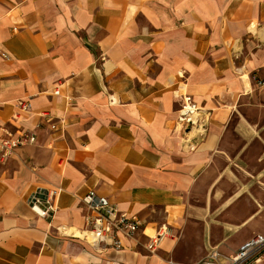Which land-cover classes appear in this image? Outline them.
Returning <instances> with one entry per match:
<instances>
[{"label":"crops","instance_id":"1","mask_svg":"<svg viewBox=\"0 0 264 264\" xmlns=\"http://www.w3.org/2000/svg\"><path fill=\"white\" fill-rule=\"evenodd\" d=\"M186 97L210 116L203 134L178 124ZM22 134L35 142L0 157V264L233 255L264 236V206L239 199L247 188L219 210L196 198L221 159L235 162L231 136L264 148V0H0V142ZM37 189L61 190L51 220L27 204ZM90 196L136 215V240L79 239Z\"/></svg>","mask_w":264,"mask_h":264},{"label":"built area","instance_id":"2","mask_svg":"<svg viewBox=\"0 0 264 264\" xmlns=\"http://www.w3.org/2000/svg\"><path fill=\"white\" fill-rule=\"evenodd\" d=\"M54 94L59 95V91L56 90ZM18 107L20 112L30 111L28 102L19 101ZM209 119L210 116L205 115L201 107L190 97H186L178 111L177 121L186 131L197 129L203 131ZM51 129L56 131L58 127L54 124ZM34 142L35 136L32 134L10 136L2 140L0 142L1 160H7L17 149ZM60 193V189H37L28 197L27 204L37 210L41 218L51 220L56 211L55 201ZM85 205L88 212L86 217L88 228L79 232L77 235L79 239L99 249L114 250H122L125 241L136 240L143 225L136 215L121 214L116 207L103 200L97 201L92 196L88 197ZM167 233V229L160 228L144 248L154 253ZM262 254H264V236L257 235L230 256L222 254L218 249H212L199 264H259L262 261Z\"/></svg>","mask_w":264,"mask_h":264},{"label":"rangeland","instance_id":"3","mask_svg":"<svg viewBox=\"0 0 264 264\" xmlns=\"http://www.w3.org/2000/svg\"><path fill=\"white\" fill-rule=\"evenodd\" d=\"M196 131L203 134L206 128L203 131L200 129ZM230 138L231 141L226 146L231 153L230 156L235 158V162H232L229 168L230 163L221 159L216 164L212 176L200 187V193L196 200L203 204L207 203V199H211V208L219 210L221 205L230 202L229 199L234 193H239V188H247L251 190V193L245 190L244 195L239 196V199L248 203L247 199L254 202L253 197H255L258 199L259 205L264 206V190H262L264 179L256 180L253 178L256 174L264 172V161L258 160L264 155V148L257 142L243 148L237 138L232 136ZM212 192H214V196ZM254 203L257 205L256 201ZM148 233L151 234L152 232L149 231Z\"/></svg>","mask_w":264,"mask_h":264},{"label":"bare ground","instance_id":"4","mask_svg":"<svg viewBox=\"0 0 264 264\" xmlns=\"http://www.w3.org/2000/svg\"><path fill=\"white\" fill-rule=\"evenodd\" d=\"M78 234H79L78 232L75 233V235H78Z\"/></svg>","mask_w":264,"mask_h":264}]
</instances>
